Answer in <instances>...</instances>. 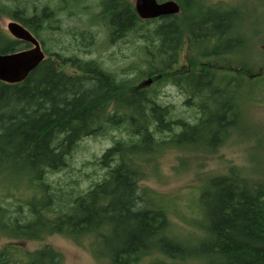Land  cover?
<instances>
[{"label": "trees", "instance_id": "16d2710c", "mask_svg": "<svg viewBox=\"0 0 264 264\" xmlns=\"http://www.w3.org/2000/svg\"><path fill=\"white\" fill-rule=\"evenodd\" d=\"M89 1L51 6V0H0V17L21 23L45 54L23 80L0 81V180L31 191L17 203L0 204V230L16 239L58 233L78 244L88 237L100 264H264L263 181L234 166L208 176L198 193L191 225L199 234L192 240L171 232L164 199L139 185L138 160L161 147L187 148L196 137L214 151L230 131L240 110L234 93L245 76L206 67L177 73L174 67L183 37L200 62L234 53L242 43L232 33L234 10L176 0L180 16L141 19L129 0H99V12L90 11ZM58 7L68 17L65 26L56 18ZM72 17L76 21L69 23ZM96 28L110 42L132 36L146 54V68L132 63L117 73L96 58H83L95 44ZM28 47L0 28V53ZM142 76L190 95L184 104L196 109L194 121L174 118L170 105L158 102L160 90L136 85ZM89 136L111 138L95 159L101 175L85 187L71 177L52 184L48 177L65 170L79 141ZM0 264L64 262L44 245L19 255L2 247Z\"/></svg>", "mask_w": 264, "mask_h": 264}, {"label": "rangeland", "instance_id": "374dc122", "mask_svg": "<svg viewBox=\"0 0 264 264\" xmlns=\"http://www.w3.org/2000/svg\"><path fill=\"white\" fill-rule=\"evenodd\" d=\"M39 4L46 0H35ZM134 5V0H129ZM209 5H218L233 9L236 14L235 26L232 33L242 41L235 47L234 53L223 54L219 57H207L204 62L196 58L197 54L183 37L178 54V63L174 67L177 73L190 69L213 70L218 73L243 75L246 80L238 83L234 93L235 103L239 106L238 116L230 126V131L221 144L209 151L212 145L190 141L187 148L173 146L161 147L159 150L139 161L141 179L139 185L148 188L157 196H161L166 204L171 232L182 239L192 240L199 231L191 225L197 216L198 196L204 180L209 176L223 175L230 166H234L242 174L253 181L264 182V0H203ZM58 0H51L55 6ZM91 2V0L89 1ZM90 11L99 12V0H93ZM56 3V4H55ZM56 18L62 20L65 26L67 15L64 11L56 10ZM180 16L179 13L176 14ZM72 19V20H71ZM13 20L7 16L0 17V28L11 37L7 30V23ZM58 20V23H60ZM76 17L70 18L74 23ZM95 28V27H94ZM96 41L91 51L80 55L83 58H96L101 65L113 72L134 63L140 69H145L146 54L128 36L123 40L109 41L106 32L96 28ZM224 50V46L221 47ZM198 57V56H197ZM136 62V63H135ZM202 65V66H201ZM67 71L72 69L64 67ZM252 74H260L251 79ZM147 76L139 77L136 85L151 87L153 84L144 83ZM139 85V86H140ZM158 89V102L170 105L173 117H182L190 122L194 121L195 108H188L184 104V97L178 96L176 88L171 83L153 85ZM230 116V115H229ZM228 116V117H229ZM174 130H178L174 127ZM118 137L117 131L110 135ZM190 144V145H189ZM111 145L109 136L85 137L79 141L76 150L69 158V166L48 177L55 186L62 185L69 177L76 178L83 187L97 179L102 170L95 164V159L104 149ZM140 159V158H138ZM27 187H6L0 180V204L17 203L18 200L30 195ZM44 245L52 247L61 257L64 264H100L92 253L89 239L84 238L81 243L71 238L54 233L47 234L40 239H16L0 230V249L11 248L16 254L33 251Z\"/></svg>", "mask_w": 264, "mask_h": 264}, {"label": "water", "instance_id": "95a60500", "mask_svg": "<svg viewBox=\"0 0 264 264\" xmlns=\"http://www.w3.org/2000/svg\"><path fill=\"white\" fill-rule=\"evenodd\" d=\"M134 8L141 19L175 15L180 12L176 0H134ZM9 34L18 40L30 43V47L11 53H0V81L15 83L23 80L44 58L39 41L21 23L10 20L7 23ZM148 78L144 83H150Z\"/></svg>", "mask_w": 264, "mask_h": 264}, {"label": "flooded vegetation", "instance_id": "af4514ba", "mask_svg": "<svg viewBox=\"0 0 264 264\" xmlns=\"http://www.w3.org/2000/svg\"><path fill=\"white\" fill-rule=\"evenodd\" d=\"M157 1L160 2L159 0H157ZM124 2L127 3V0H124ZM219 8L227 9V8L220 7V6H219ZM227 10H228V9H227ZM234 12H235V11H234ZM55 14L57 15V12H56ZM234 15H235V13H234ZM164 16H166V15H164ZM164 16L156 17V19H160L161 17H164ZM188 42H189V40H188ZM44 57H45V54H44ZM181 72H182V71H181ZM210 72H215V71L210 70ZM215 73H216V72H215ZM172 85L177 89V90H176V93H177L178 96H183L184 99H186V98H190V97H191L190 95L181 92V90L177 87L176 84H173V83H172Z\"/></svg>", "mask_w": 264, "mask_h": 264}]
</instances>
